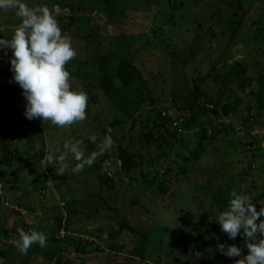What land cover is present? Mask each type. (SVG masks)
<instances>
[{"label": "rangeland", "instance_id": "obj_1", "mask_svg": "<svg viewBox=\"0 0 264 264\" xmlns=\"http://www.w3.org/2000/svg\"><path fill=\"white\" fill-rule=\"evenodd\" d=\"M23 2L46 5L70 38L77 55L66 67L72 89L88 95L87 118L66 128L27 119V101L11 71L12 50L3 49L10 57L0 65V162L15 160L0 164V264L240 259L220 254L218 243L235 244L247 255L242 234L233 240L221 231L216 217L223 211L213 194L229 197L235 190L258 211L264 206V109L248 96L250 88H225L214 76H224L237 62L251 78L264 76V0ZM20 23L15 10H0V39H11ZM120 61L141 76L127 90L141 102L130 109L131 120L105 94L107 86H122L116 76ZM195 87L212 103L206 116L196 109L193 124L189 107ZM234 93L243 104L225 116L222 107ZM108 136L111 144L103 154L78 173L71 154L64 175L45 159L75 140L83 142L87 157L100 152ZM199 144L205 151L193 162ZM121 149L134 156V165L122 167ZM101 166L108 183L98 178ZM125 220L131 229L123 227ZM19 228L44 232L47 247L33 244L21 254Z\"/></svg>", "mask_w": 264, "mask_h": 264}, {"label": "clouds", "instance_id": "obj_2", "mask_svg": "<svg viewBox=\"0 0 264 264\" xmlns=\"http://www.w3.org/2000/svg\"><path fill=\"white\" fill-rule=\"evenodd\" d=\"M0 10H15V16L21 20L11 39H0V49L12 50L10 64L13 80L23 90L27 101L25 117L29 120L40 118L44 123L50 121L59 128L85 121L88 95L82 90L72 89L71 73L66 67L77 52L70 38L62 35L52 11L46 5L29 7L23 0H0ZM82 144L80 140L67 141L63 150L47 153L45 159L56 167L59 175H64L67 168L65 161L71 154L78 161L73 169L78 173L85 166L90 167L103 154L111 144V138L105 137L101 151L87 157ZM230 196L228 210L220 212L216 222L229 239L234 240L241 234L246 238L247 255H243V250L235 244L218 243L217 250L227 257H240L235 264H264V238H257L258 235L264 236V220L260 219L264 217V206L258 211L249 197L235 190ZM17 231L20 237L17 249L21 254L27 255L33 244L47 247L44 232H26L23 228Z\"/></svg>", "mask_w": 264, "mask_h": 264}, {"label": "trees", "instance_id": "obj_3", "mask_svg": "<svg viewBox=\"0 0 264 264\" xmlns=\"http://www.w3.org/2000/svg\"><path fill=\"white\" fill-rule=\"evenodd\" d=\"M227 29L228 31L231 30L229 27ZM8 57H10V55H8ZM8 57L3 56V60L0 61V65H4V59L6 60ZM8 65L10 64H7L5 66ZM116 76L118 79L122 81V86L119 88L112 87V85L107 86L105 89V94L112 101L115 102V104L119 107V109L125 114L126 119L131 120L133 118V115L131 114L130 109L133 108V110H137L141 102L139 100L137 101L136 100L137 98L132 99L128 97L127 90L131 88L132 85L137 80L140 81L141 76L138 73V70L134 67V65L125 61L118 62ZM214 77H216L215 80L225 88L231 89L232 87H237L240 90L250 88V92L248 96L254 97L256 99L257 109L259 110L264 109V76L263 75L257 79H253V77L251 78L249 75L248 68L242 63L237 62L230 68V70L224 76H214ZM236 94L237 93H234L232 95L231 102H229L228 104L222 107L221 111L225 116H229L231 113H235L242 106L243 100L239 98ZM192 96L194 100L191 106L189 107V109L191 113L190 122L194 124L198 119V117L195 114L196 109H199V111H201L199 116H206L208 113L206 107L211 105L212 102L209 101L208 97H206L198 87L194 88L192 92ZM145 99L147 102L152 101L149 94L145 95ZM212 113L216 114V111ZM147 139H153V137L148 135ZM204 151L205 150L202 144H199L197 149L191 153L192 161L198 162L201 159L202 154H204ZM119 154H120L119 158L122 162L123 168L126 169V167L129 168L132 165H134L133 160H131V157L134 158V156L129 155L126 150L121 149ZM6 157H8V155ZM14 160L15 158H6L4 161H1L0 164L1 166H11ZM104 175H105V167L101 166L99 168L98 178L101 183L103 182L108 183L109 180L105 179ZM0 180H2V178H0ZM0 199L2 198L0 197ZM230 199H231L230 196L224 197L219 193L213 194V202L216 205L217 209L221 211H225L227 209V207L229 206ZM19 206L22 207V205ZM203 219L207 220V214L204 215ZM123 227L127 229H131L128 226L126 220L123 222ZM16 235L17 237H19V233H16Z\"/></svg>", "mask_w": 264, "mask_h": 264}, {"label": "built area", "instance_id": "obj_4", "mask_svg": "<svg viewBox=\"0 0 264 264\" xmlns=\"http://www.w3.org/2000/svg\"><path fill=\"white\" fill-rule=\"evenodd\" d=\"M3 56L8 57V54L5 55V51L3 49H0V61L3 60ZM1 195V192H0Z\"/></svg>", "mask_w": 264, "mask_h": 264}]
</instances>
